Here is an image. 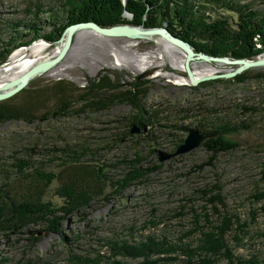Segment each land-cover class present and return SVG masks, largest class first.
<instances>
[{
    "label": "rangeland",
    "instance_id": "374dc122",
    "mask_svg": "<svg viewBox=\"0 0 264 264\" xmlns=\"http://www.w3.org/2000/svg\"><path fill=\"white\" fill-rule=\"evenodd\" d=\"M40 2L45 12L51 6L62 7L60 0H0L1 37L9 38L7 21L30 22L27 5ZM252 8L264 13L263 2H254ZM220 14L219 18L229 17L227 12ZM124 17L133 18L130 13ZM235 18L229 21L235 24ZM19 29L18 48L0 64V71L10 68L13 60L19 65L29 57L35 59L32 65L50 61L65 42L66 30L59 39L47 41L33 40L30 31ZM47 32L49 29L41 30V35ZM141 40L79 31L60 63L11 98L15 104H24L63 81L71 90L68 100L75 102L71 114L46 119L59 102L53 95L32 112L34 122L0 123V195L19 192V186L27 184L31 176L37 177V169L46 177L54 176L45 200L64 207L65 200L57 190L62 185V171L74 161L90 165L105 179L90 207L76 214L59 212L63 217L60 234L42 231L38 235L47 224L29 226L20 234L0 233V264H93L97 260L99 264H135L140 260L113 256L112 244L136 245L147 236L171 244L176 252L169 259L178 256L172 264H186L179 250L182 245L197 247L199 240L207 245L216 239V230L224 231L235 221L238 225L233 230L231 226L225 236L228 248L239 258L264 264V198H256L264 194V67L249 70L244 83L234 77L193 86L185 67L183 72L178 70L185 62L183 50L158 36ZM258 57L264 54L255 59ZM237 68L220 62L194 64L200 78ZM209 71L212 74L207 75ZM7 76H2L6 83L14 80ZM105 77L119 87L116 93L141 85L146 90L140 100L141 112L118 100L105 110L82 111L85 102L79 94ZM77 88L81 90L72 91ZM141 115L153 123L132 133L133 127L139 128L132 127V121ZM234 126L246 129L229 132L224 139L238 148L212 159L203 145L219 136L213 128ZM192 129L216 135L188 154L160 161L173 154ZM133 166L147 175L141 182L121 187ZM32 234L40 237L36 243L30 239ZM214 260L226 264L225 255Z\"/></svg>",
    "mask_w": 264,
    "mask_h": 264
},
{
    "label": "trees",
    "instance_id": "16d2710c",
    "mask_svg": "<svg viewBox=\"0 0 264 264\" xmlns=\"http://www.w3.org/2000/svg\"><path fill=\"white\" fill-rule=\"evenodd\" d=\"M257 1L264 4V0H127V4H124L123 0H60L62 7L51 6L46 12L41 2L31 3L25 10L32 15L30 22L7 21L8 24H4L9 38L1 37L0 32V64H4L9 55L18 48L16 41L21 39L18 33L22 32L19 28L30 31L33 34V40L45 38L47 41H52L59 39L69 26L82 22H95L107 28L117 25L161 28L167 24L170 33L189 43L196 52L232 60H255L257 56L264 54V13L252 8ZM220 12L229 13V17L219 18ZM125 13H130L133 18L131 20L125 18ZM234 16L235 24L229 21V19L233 21ZM0 19H2L1 16ZM1 24H3L2 21H0V31ZM48 29L49 32L41 35V30ZM248 72L235 77L234 80L244 83ZM140 87L141 85L136 84L132 91L116 93L119 87L105 77L90 88L82 90L83 93H80L78 98L85 102L82 111L105 110L113 101L118 100L130 104L141 112L140 100L146 96V90ZM77 90L81 89L72 91ZM70 91L63 81H58L52 90L45 89L42 94L40 92L41 96H31L30 101L24 104H15L13 99L2 101L0 102V123L14 120L34 122L36 117L32 112L42 107L53 95L58 97L57 108L44 118L69 115L72 104L75 102L68 100ZM149 123L153 121L141 115L139 119L132 121V127L136 124L144 131ZM241 128L246 129L243 126H234L229 129L213 128L212 131L218 132L219 136L216 139L207 140L203 145L210 152L212 159L221 153L232 152L238 148L237 144L225 140L224 136ZM70 163L61 173L62 185L57 190V194L65 200L64 207L57 208L45 200L46 189L52 184L54 176L46 177L36 169L37 177L31 176L27 184L19 186V192L9 194L10 196L0 195V233L20 234L29 226L47 224L45 229L36 233L39 235L44 231L60 234L63 217L58 215L59 212L76 214L90 207L97 194H100L97 188L105 176L97 175L90 165L75 161ZM132 173L135 174L132 175ZM146 175L147 173L140 171L137 166H133L130 176L122 181L121 187L125 188L136 180L141 182ZM256 198H264V194ZM229 222L230 220H228V226ZM235 224L237 221L232 222L230 227L223 229L224 231L216 230V239L213 242H207V245L203 240L197 241L199 242L197 247L182 245L179 250L183 253L186 264H215L214 259L222 255H225L226 264H258L235 256L234 251L228 248L225 236L230 232L231 226L233 230ZM239 228L240 226L236 229ZM38 235L32 234L30 239L36 243L40 238ZM175 252L166 240H159L152 236H147L145 241L136 245L126 242L121 245L112 244L113 256L140 260L135 264H167L168 260L172 264L178 256L170 257L172 259L168 256ZM23 264L38 263L27 261ZM93 264H99V260L93 261ZM115 264L123 263L116 261Z\"/></svg>",
    "mask_w": 264,
    "mask_h": 264
},
{
    "label": "water",
    "instance_id": "95a60500",
    "mask_svg": "<svg viewBox=\"0 0 264 264\" xmlns=\"http://www.w3.org/2000/svg\"><path fill=\"white\" fill-rule=\"evenodd\" d=\"M125 2H127V0H125ZM83 30H93L97 34L105 37H126L145 40H151V38L155 36L161 37L163 40L174 45L175 47L180 48L186 53L184 67L186 74L188 75L190 82L193 86H196L201 82L213 79L234 78L244 74L245 72L253 68L264 67V57H258L255 60H229L227 58L213 57L202 52H196L189 43L181 40L180 38L170 33L167 29V24H165L161 28H145L143 26L137 27L132 25H117L107 28L101 27L95 22H82L73 24L66 29L65 42L62 46L61 51L54 59L39 63L32 67L30 70H28L21 77L5 83V91L0 92V102L13 98L14 96L22 92L24 89H26L35 77L46 73L55 65L60 63L69 51L76 33ZM193 61L220 62L228 65H238V68L233 72L222 75H211L207 77L196 78L190 66ZM140 130V128L133 127L132 133H139L141 132ZM215 135L216 133H205L196 129H192L188 132V137L185 139L183 144L179 146V148L173 154H168L164 155V157H160V161L168 160L177 155L188 154L189 152H192L193 150L199 148L208 138Z\"/></svg>",
    "mask_w": 264,
    "mask_h": 264
},
{
    "label": "bare ground",
    "instance_id": "6f19581e",
    "mask_svg": "<svg viewBox=\"0 0 264 264\" xmlns=\"http://www.w3.org/2000/svg\"><path fill=\"white\" fill-rule=\"evenodd\" d=\"M130 39H133V38H130ZM137 40H141V39H137ZM142 41V40H141ZM165 41V40H164ZM167 42V41H165ZM168 43V42H167ZM170 44V43H168ZM171 45V44H170ZM173 46V45H171ZM175 47V46H173ZM62 48V47H61ZM177 48V47H176ZM179 49V48H178ZM68 54V52H67ZM185 59V57H184ZM35 59L32 58V57H29V59H27V61H25L22 65H19L17 63L16 60H13L12 61V65L9 66L10 68L6 69V70H1L0 71V92H4L5 91V85H3L4 83H6V78L5 79H2V76L3 75H8L7 77L9 78H18L20 76H22L23 74H25L28 70H30L32 67H34L35 65H32V64H35ZM196 61H193L191 63V70L193 71L194 75L196 78H200L199 75L196 73L195 69H194V64H195ZM206 62V61H205ZM218 64V63H217ZM222 65V64H221ZM179 72H183L184 71V60L182 62V64L180 65V67L178 68ZM208 74L207 75H210L212 74L211 71L207 72ZM10 75V76H9ZM206 75V76H207ZM8 78V79H9ZM186 83L189 82V80L187 78L183 79ZM27 162V161H26Z\"/></svg>",
    "mask_w": 264,
    "mask_h": 264
}]
</instances>
